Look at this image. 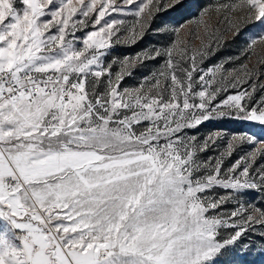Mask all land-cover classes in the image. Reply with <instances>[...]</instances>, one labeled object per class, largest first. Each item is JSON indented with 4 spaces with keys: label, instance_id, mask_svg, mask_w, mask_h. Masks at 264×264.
<instances>
[{
    "label": "snow or ice",
    "instance_id": "1",
    "mask_svg": "<svg viewBox=\"0 0 264 264\" xmlns=\"http://www.w3.org/2000/svg\"><path fill=\"white\" fill-rule=\"evenodd\" d=\"M229 36L245 62L203 67ZM260 65L264 0H0V264H264V136L195 134L264 129Z\"/></svg>",
    "mask_w": 264,
    "mask_h": 264
},
{
    "label": "rangeland",
    "instance_id": "2",
    "mask_svg": "<svg viewBox=\"0 0 264 264\" xmlns=\"http://www.w3.org/2000/svg\"><path fill=\"white\" fill-rule=\"evenodd\" d=\"M196 2L202 6H207L215 2V0H196ZM18 7H22L21 5L17 4ZM198 8H193V13H198ZM115 15V14H114ZM116 18L118 19H125L128 22L132 21L131 16H122L117 15ZM191 19L192 17H188ZM181 23H183V20H181ZM55 31V29H53ZM123 34V33H122ZM77 35H81V33H77ZM158 38L154 37L151 34L145 35V37L140 40L135 45H117L112 52L111 55H109L106 58V63L113 59V57H134L136 54L140 53L142 50H145L149 46H162L166 41H160L157 43ZM196 47L200 46V40L195 41ZM260 47H257V52H260ZM229 58H236L232 60L230 63H225L224 67L226 69H232L237 68L240 66L241 63L245 62L246 57L242 55L240 50V44L233 42L231 36H229L224 43L223 47H221L218 50H215L214 53L205 60L203 67L207 68L209 66L215 65L219 62L225 61ZM162 59H157L154 61H145L144 64H138L134 68L131 69L132 75L129 77H126L125 80L122 82L121 87H135L138 84H140L143 80V77L148 76L151 74V72L155 71L157 68H159L163 64ZM257 62V56L253 55L251 57V61L249 63V67H252V65L256 64ZM260 68L262 71H264V65H260ZM115 70V68H114ZM259 81H264V76L259 77ZM253 81L249 80L248 84L243 85V87L247 88ZM232 93H234L236 90H230ZM256 97L259 98L261 95H264V89H260L255 93ZM223 128L228 133H234V132H240V131H246L249 133H255L258 137L264 136V129L259 127L256 124L252 123H243L239 121H228L224 122L223 124L218 122H206L205 124L201 125L196 131L195 134H198V136L203 139L205 136L209 135L213 131ZM189 134H193L190 132ZM225 147V143L223 141H217V144L214 147H211L207 152L201 154V159H207L208 157H216L220 151L223 150ZM254 147L249 144L243 145L241 148H239L236 152H234L233 156L230 157L225 161V166H230L232 163H234L235 160L239 159L241 156L246 155L248 152L253 151ZM264 163V156H258L256 160V165ZM224 190L217 189L216 192L218 194H222ZM231 205L226 206V208H230ZM9 225L0 219V233L6 231L8 229ZM259 227V226H257ZM19 231V230H17ZM248 239L251 240H257L255 235H250ZM257 243L259 241L257 240ZM252 259H255L257 261V264H261V259L257 255L256 252L253 253Z\"/></svg>",
    "mask_w": 264,
    "mask_h": 264
}]
</instances>
